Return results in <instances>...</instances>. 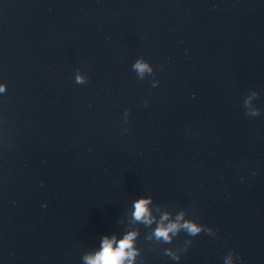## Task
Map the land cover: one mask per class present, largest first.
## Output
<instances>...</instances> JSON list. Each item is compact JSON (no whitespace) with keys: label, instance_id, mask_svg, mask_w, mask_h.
Wrapping results in <instances>:
<instances>
[{"label":"clouds","instance_id":"1","mask_svg":"<svg viewBox=\"0 0 264 264\" xmlns=\"http://www.w3.org/2000/svg\"><path fill=\"white\" fill-rule=\"evenodd\" d=\"M135 70L143 75L145 72L151 73L152 68L145 61L137 60L134 64ZM76 83L83 84L84 79L80 75L76 76ZM0 90H3L0 88ZM256 115V113H253ZM148 199L138 200L134 207V218L136 220H143L145 223H151L150 213L148 209ZM182 217H178V220ZM166 219V217H165ZM180 228H183L191 236H196L202 231V228L196 223L191 221H185L182 225L179 223H169L167 226L161 225L155 231V236L159 239H163L165 242L170 241L171 237L169 233H176ZM136 233H128L122 240L116 242L115 239L104 238L101 251L96 253L95 256L85 257L87 264H132V260L135 258L136 251L133 248V241ZM115 244V247H114ZM186 250V249H185ZM179 259V257H173Z\"/></svg>","mask_w":264,"mask_h":264}]
</instances>
